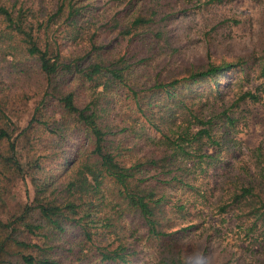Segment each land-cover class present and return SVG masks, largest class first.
<instances>
[{
  "label": "trees",
  "instance_id": "obj_1",
  "mask_svg": "<svg viewBox=\"0 0 264 264\" xmlns=\"http://www.w3.org/2000/svg\"><path fill=\"white\" fill-rule=\"evenodd\" d=\"M102 1L0 0V119L6 115V91L35 82L41 98L24 134L45 128L63 140L72 130L83 140L65 155L57 173L42 177L46 171L42 158L57 157L54 146L62 147L55 143L47 148L50 153L21 161L16 141L0 127V148L3 141H10L8 152L0 150V166L29 178L35 187L20 214L0 219V264H139L140 252L128 243L127 231L129 237L138 234L137 239L145 235L162 241L157 264H215L208 246L197 263L190 257V242H184L190 232L211 225L207 201L197 210L189 200H173L168 188L178 185L200 193L194 182L198 169L203 171L206 163L220 156L226 134L221 128L238 122L232 108L223 104L225 94L219 85L225 73L240 67L246 74V68L239 61L192 64L181 78H156L148 88L140 87L130 50L147 47L144 37L135 45L136 37L153 26L158 10L146 0H107L122 10L105 14ZM167 7L174 8L170 2ZM111 34L113 38L104 42ZM164 35L157 30V37ZM124 40L126 46L119 49L117 43ZM142 59L138 63L146 66L147 57ZM257 72L260 84L242 90L236 105L264 98V60ZM246 76L253 82L250 72ZM205 79L215 81L221 111L194 91L193 98L179 93L181 87ZM121 89L127 90L123 100L130 99L132 105L125 112L116 110L111 94ZM142 120L160 137L148 151L133 142ZM210 147L215 152L207 150ZM252 156L256 160L243 161L216 211L233 212L246 239L263 246L257 264H264V140ZM107 180L114 184L115 196L106 195ZM201 194L207 197V191ZM193 209L197 222L183 220L185 225L174 226L175 213L185 211L181 215L186 219Z\"/></svg>",
  "mask_w": 264,
  "mask_h": 264
},
{
  "label": "rangeland",
  "instance_id": "obj_2",
  "mask_svg": "<svg viewBox=\"0 0 264 264\" xmlns=\"http://www.w3.org/2000/svg\"><path fill=\"white\" fill-rule=\"evenodd\" d=\"M146 1L154 10H158V14L153 26L144 35L136 37L135 45L140 44L141 38L144 37L148 43L147 47L145 49L135 47L130 50L134 54L132 57L130 55L131 61L137 62L140 87L148 88L156 78L161 80L181 78L186 75V67L192 64L206 66L210 62L220 64L224 61H239L244 64L246 74L248 72L251 74L253 82H248V77L240 71V67H235L233 71L225 73L227 75L219 85V89L225 94L223 104L226 108H232V114L238 118V122L235 127L221 128V133L226 132V134L223 137V150L220 156L211 163H206L203 171L198 169L194 182L200 193L178 185H170L168 191L173 200L177 198L189 200L197 210L198 205H201L200 202L207 201L211 225L190 232L184 240L190 242L192 252L190 257L194 256L197 263L202 257L205 246H208L209 249L206 251L210 252V258L216 262L215 264H220V260L228 264H257L263 246L259 247L260 244L255 245L256 242L246 239L244 230L238 227L237 221L232 217L233 212L218 213L216 204L221 198H227L226 193L234 186L243 161L252 159L249 163L252 164L256 160L252 156V150L264 140V98L260 102L245 100L238 101V105L235 104L242 90L254 88L261 82L260 79L255 78V74H259L257 70L264 60V0ZM106 2L107 0L101 2L105 14H113L116 9L122 10V7L116 8ZM168 2L174 8H168ZM169 11L172 12L171 15L164 20L163 16ZM158 29L165 32L163 38L156 36ZM111 38L113 34L105 37L104 42L110 41ZM127 40L117 43L118 48L123 49ZM144 57H147L146 66L138 63ZM9 84H12V80ZM215 88L217 89L214 80L205 79L198 84L181 87L179 93L189 98L199 94L198 97L202 96L203 101L209 100L210 105L213 103L217 111H221L222 104L216 100ZM121 90L123 91L111 94L117 103L116 110L125 112L124 108L130 110L132 105L130 99L123 100L127 90ZM6 92L8 93L7 103L4 106L6 115L4 121L0 119V127H6L12 135V140L16 141L19 158L27 162L30 160V155L34 157L35 153H50L51 149L47 148L58 143L62 149L57 146L54 148L58 150L59 155L44 157L41 160L46 168L42 177L51 172L57 173L64 166L65 155H71L74 149L78 148L83 141L82 137L78 138V131L69 130L68 136L59 140L56 138L59 136L51 134L45 128L39 131L29 130V134H24V129L29 125L41 98L37 94L36 83L17 84L14 89ZM136 130L137 137L134 136L133 142L137 141L144 151L156 147L159 134L146 122L142 120L136 126ZM150 137L155 141L149 140ZM9 147L10 141L5 140L0 150L6 153ZM207 150L215 152L213 148ZM34 190L35 187L29 178L24 180L14 170L9 171L0 166V219L7 221L20 214L26 203L30 201L29 195L30 199L33 197ZM104 190L107 196H115L116 189L111 181L105 182ZM205 191L207 197L201 194ZM197 210L193 209L192 213L186 214V219L181 215L185 214V211L175 213L174 226L185 225L183 220L197 222ZM125 234L128 243L136 246L140 252L139 264H157L159 259L157 246L162 241L147 239L145 235L137 239L138 234L129 237V231ZM23 236L29 238L28 235Z\"/></svg>",
  "mask_w": 264,
  "mask_h": 264
}]
</instances>
